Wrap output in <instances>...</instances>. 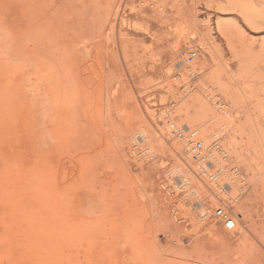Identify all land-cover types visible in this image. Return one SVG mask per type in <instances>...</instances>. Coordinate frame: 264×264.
<instances>
[{
    "label": "rangeland",
    "instance_id": "rangeland-1",
    "mask_svg": "<svg viewBox=\"0 0 264 264\" xmlns=\"http://www.w3.org/2000/svg\"><path fill=\"white\" fill-rule=\"evenodd\" d=\"M194 94L241 129L235 202L172 171ZM0 264H264V0H0Z\"/></svg>",
    "mask_w": 264,
    "mask_h": 264
},
{
    "label": "bare ground",
    "instance_id": "bare-ground-1",
    "mask_svg": "<svg viewBox=\"0 0 264 264\" xmlns=\"http://www.w3.org/2000/svg\"><path fill=\"white\" fill-rule=\"evenodd\" d=\"M248 6H241V10L246 13L244 17L246 23L251 26H256L257 23L260 24L262 20V17L260 16L261 14L259 15L258 11L257 13L256 10L253 11L254 8L252 10L250 9L251 6L250 8ZM217 26L220 30H223L228 29L232 26V24L222 23L218 24ZM176 65H178L176 68L178 75L184 79H187L190 76H196L198 74L199 70H201L206 65V59L204 58L203 61H201V64L198 66L189 65L185 62V59L182 58L179 60V64L176 63ZM213 74L214 73L212 72L210 77L215 78ZM184 88V91L191 90V87L188 85H185ZM223 89L225 92L228 91L227 88ZM200 92L202 91L200 90ZM191 97L192 98L190 99H192L196 104L195 110L191 112L187 108L185 110L182 108H176L172 112L164 114V117L161 116L160 119L164 121L165 126L162 127L159 132L160 135H168V133H173L176 143H179L180 141L185 143L187 150H189V142L192 141V136L189 135V131H195L197 135L196 138H200L201 142L205 145V147H203L205 151H203V149L200 151L201 159L195 162L190 161L188 158L180 154L181 160L186 165V170L183 171L176 168L172 171L175 172V176L178 180L183 181L188 177L193 180H196L195 177H199L200 179L204 180L205 185L209 184L208 187L211 190L209 197L214 204H216V201H218L217 199L220 198V193L223 200L225 199L235 202L239 195L237 192L243 188L244 181L242 177H244V175L241 174V172H239L237 169L232 171L231 169H227L225 167V161L232 157L230 147H235L237 145L236 141L238 140L237 137L241 135V129L238 128L239 126H234V128L231 126V118L229 116L231 110L227 104L220 103L219 106H216L214 101L211 102L201 94H194ZM186 102L180 104V106L186 104ZM152 114L153 115H151V118L156 121L158 118L153 112ZM166 121L167 123L170 121V128L165 124ZM178 132H180V134H178ZM174 139L171 144L172 147L175 145ZM212 142L216 144L215 148L213 149L209 147ZM177 149L180 148L175 145V150L177 151ZM142 151L145 150L142 149ZM176 166H180L179 161L176 162ZM222 180H224V183L221 182ZM204 184L198 182V187L202 188ZM199 190L200 189H193V192L198 194ZM207 209L208 207H204L202 209V213L204 214Z\"/></svg>",
    "mask_w": 264,
    "mask_h": 264
},
{
    "label": "built area",
    "instance_id": "built-area-1",
    "mask_svg": "<svg viewBox=\"0 0 264 264\" xmlns=\"http://www.w3.org/2000/svg\"><path fill=\"white\" fill-rule=\"evenodd\" d=\"M195 56H196L195 51L189 52L187 61L191 63L195 59ZM180 132H178V134H180ZM189 135L192 136L191 137L192 141L189 142V147H188L189 155L193 161H198L199 159H201L200 151H202L203 149V143L201 142L200 139H197L195 137L196 136L195 131H189ZM215 215L220 219H222L225 229L229 230L234 228L235 221L230 212L228 213L223 208L218 207L215 209Z\"/></svg>",
    "mask_w": 264,
    "mask_h": 264
}]
</instances>
